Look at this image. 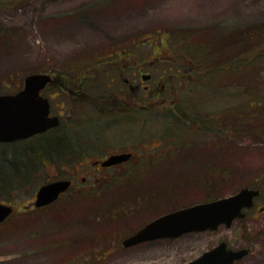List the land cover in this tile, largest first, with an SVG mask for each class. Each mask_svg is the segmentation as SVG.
<instances>
[{"label": "rangeland", "instance_id": "rangeland-1", "mask_svg": "<svg viewBox=\"0 0 264 264\" xmlns=\"http://www.w3.org/2000/svg\"><path fill=\"white\" fill-rule=\"evenodd\" d=\"M203 43L210 51L221 49L222 59L249 43L241 47L236 62L240 66L260 60L264 66V0H0V91L17 90L32 72L84 71L93 63L97 68L92 73L106 84L119 71L99 61L114 50L129 47L122 57L157 70L161 60H188L189 49ZM214 64L218 61L210 63L209 128L196 129L187 121L191 96L181 79L170 81L174 90L167 85L163 93L168 100L161 105L166 114L146 115L147 136L151 131L170 132L168 120L175 115L178 127L173 134L179 145L169 159L137 165L135 172L141 169V176L135 180L109 172L97 194L71 196L38 213L11 218L0 229V264H185L222 240L250 248L235 264H264V108L258 132L235 133L225 110L250 104L264 82L256 81L253 69L243 75L225 73L222 79ZM254 67L264 75L260 64ZM201 130L208 146L198 148L202 140L187 138ZM21 142L16 148L28 141ZM9 147L0 146V159L3 148L10 155ZM29 166L28 177H20L27 182L16 187L3 183L0 198L27 203L33 187L58 174L49 161L42 164L34 158ZM245 186H260L258 205L230 227L220 225L177 240L123 244L147 221L171 209L228 196ZM9 187L11 197L2 190Z\"/></svg>", "mask_w": 264, "mask_h": 264}, {"label": "flooded vegetation", "instance_id": "flooded-vegetation-1", "mask_svg": "<svg viewBox=\"0 0 264 264\" xmlns=\"http://www.w3.org/2000/svg\"><path fill=\"white\" fill-rule=\"evenodd\" d=\"M129 49V47H123L121 52L114 50L99 61L100 64L111 65L113 69L119 71V78L112 77L111 82L108 81L106 84L102 82V79L99 81V77L92 73V70L97 68L94 63L86 66L84 71L66 68L60 71L51 69L45 72L50 75V80L40 90V96L48 100L50 121L57 123L29 138L13 142H0V144L10 145L21 141H30L29 145L42 146L48 156L41 159L40 162L46 164L49 161L52 165H56L58 174L48 179L37 189L33 187L30 196H26L27 203L20 204L25 200H10L13 198L11 197L13 190H10L9 187L7 192L11 198H0V203L10 206L12 210L4 220L0 221V229L4 228L5 224L15 216L21 218L29 213H38L39 210L56 206L55 204L64 200L67 202L71 196L97 194L100 189V180L108 179L109 172L124 174V180H135L134 178L141 176V169L135 172L137 165L145 166L169 159V154L174 152V149L179 145L176 134H173L178 127L175 115L171 114L168 120V128L172 132L160 134L158 131H151L149 136H147L149 132L146 130V115L148 112H152L153 114H150L152 116L166 114L167 110L161 108L163 99L168 100L163 92L167 89V85L172 89L170 83L172 80L181 79L191 96L188 99L190 107L188 114L191 115V120L189 117L187 121L192 123L193 128L196 129L209 128L211 117L210 94L208 93L210 63L218 61V66L214 64V69L222 72V51H210L203 43L199 47L193 46L189 49V57L186 61L171 60L163 63L164 61L161 60L162 64H157V70H147L143 63L137 60H127L126 57L121 56V53L124 56L129 53ZM108 58L112 60L107 61ZM158 59L162 58L158 57ZM152 63L155 64V62ZM119 79L124 81L123 84ZM100 83L103 84L101 88L99 87ZM24 85L25 77L17 90L8 91L2 87L5 91L1 90L0 94L17 93L24 88ZM168 96L170 95L168 94ZM152 107L157 108L149 109ZM176 115L178 116L177 112ZM113 127L115 129H111ZM189 138L203 141V144L196 146L198 148L208 146L206 131L194 132L187 139ZM148 143L151 145L150 148L147 147ZM175 143L178 144L175 146ZM155 152L157 154H154ZM116 156L120 160L119 162L111 165L103 164ZM128 166L132 167L127 169ZM203 174L206 175L204 172ZM26 180L25 178L14 179L8 186L16 187L14 185H18L19 182L24 184L27 182ZM60 180L69 181L68 188L62 191L54 201L38 205L40 187L46 183ZM28 189L31 190V187ZM258 198L259 196L255 198L254 205L250 209L257 207ZM147 199V197L144 198L145 203H147ZM173 210L171 209V211ZM154 219L147 221L146 224ZM188 233L192 232L182 235ZM180 236L172 239L177 240ZM228 248L239 249L242 247H232L228 243Z\"/></svg>", "mask_w": 264, "mask_h": 264}, {"label": "water", "instance_id": "water-1", "mask_svg": "<svg viewBox=\"0 0 264 264\" xmlns=\"http://www.w3.org/2000/svg\"><path fill=\"white\" fill-rule=\"evenodd\" d=\"M49 80L50 75L47 73H29L25 76L22 90L15 94H0V142L28 138L57 123L50 121L48 100L40 96V90ZM117 158L113 157L103 164L119 162ZM68 186L67 180L42 185L37 204L54 201ZM259 194V188L246 186L234 194L180 208L154 219L125 238L123 243L129 247L152 239L177 237L191 231L215 230L222 224L231 226L237 218L245 217L244 209L252 207L254 198ZM11 210L10 206L0 203V221ZM227 246L226 241H221L185 264H233L249 252V248L232 249Z\"/></svg>", "mask_w": 264, "mask_h": 264}, {"label": "trees", "instance_id": "trees-1", "mask_svg": "<svg viewBox=\"0 0 264 264\" xmlns=\"http://www.w3.org/2000/svg\"><path fill=\"white\" fill-rule=\"evenodd\" d=\"M238 43V42H236ZM246 45H249L247 43ZM246 45H242L243 47ZM241 46V47H242ZM241 47H238V50L234 52V54L231 57L223 58L222 59V79H224L223 75L225 73H229L232 76H235L236 74H246L249 69L255 70V75L259 78H256V81H262L263 78V71H260L259 69H256V67L260 64L261 68H264L263 61L260 60H254L251 64L248 63H242L240 66L236 62V59L238 58V52L241 50ZM220 51V49H217L216 52ZM236 66V67H235ZM243 70V71H242ZM236 71L235 73H233ZM255 79L252 80L251 84H253V90L255 85ZM259 90L258 92H255V99H252L250 104L246 105L245 107H235L234 109L227 108L225 110L229 111L227 112V118L232 120V127L233 131L237 133L238 130L243 131H254L258 132L257 130L261 127V110L264 108V84H260L258 86ZM217 89V88H216ZM215 89V90H216ZM251 90V92H253ZM251 120H255L256 124L252 126L250 124ZM39 140V139H37ZM27 142V141H26ZM28 141L24 147H17L16 145H19L20 143H14V144H5L0 146H12L10 149V155L7 153L8 148H3V157L0 159V187L5 183L10 184V182L14 179H20V177H28L29 172V165H33L34 158L38 161L43 159L44 157H47V152H45V149L42 148L40 145H29ZM22 143V142H21ZM31 144V143H30ZM20 146V145H19ZM10 148V147H9ZM13 148V149H12ZM22 149V151H21ZM25 167L23 170L22 168ZM31 168V167H30ZM6 181V182H5ZM258 188L260 186H257ZM4 188V187H3ZM7 189H3V192H7Z\"/></svg>", "mask_w": 264, "mask_h": 264}]
</instances>
